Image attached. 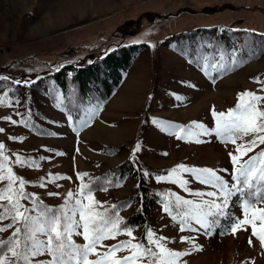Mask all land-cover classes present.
Wrapping results in <instances>:
<instances>
[{
  "label": "rangeland",
  "instance_id": "374dc122",
  "mask_svg": "<svg viewBox=\"0 0 264 264\" xmlns=\"http://www.w3.org/2000/svg\"><path fill=\"white\" fill-rule=\"evenodd\" d=\"M128 43L143 46L132 56L110 98L95 93L82 97L70 82L65 90L56 85L52 72L60 66L83 65L104 48ZM196 53L213 56L212 62L222 67L205 72L201 63L189 62L195 61ZM0 75L10 78L0 80V97L8 93V103L0 106V143L5 145L13 171L27 182L25 191L45 206L63 205L67 192L76 191L82 183L77 174H87L83 183L107 177L112 181L108 190L93 193L103 205L97 210L118 212L125 222L136 209L137 181L131 173L119 175L117 167L124 164L142 177L147 195L156 197L147 229L165 237L169 249L191 252L179 264H264V249L251 236V227L233 235L231 219L222 218L210 234L203 229L180 232L163 211L162 197L172 193L197 202L200 198L177 184L156 179L183 164L213 169L230 185L234 183L229 154L239 155L237 146L252 137L238 139L236 144L222 143L214 134L212 112L227 114L246 91L264 96V0H0ZM87 120L90 123L83 125ZM154 120L185 129L199 123L213 134L200 136L202 143L177 140ZM137 144L140 151L133 158ZM261 151L264 145L243 160ZM17 155L35 161L39 168L16 165ZM57 176L68 179L47 182ZM182 178L193 192L214 190L187 173ZM41 182L46 186L39 187ZM117 183L122 186L115 187ZM4 187L6 183L0 182V189ZM240 200L233 197L229 213L243 219ZM23 203L31 207L28 201ZM9 223L5 220L0 227ZM125 225L134 229L133 243H147L146 231L142 235L141 227ZM13 230L0 233V240L8 239ZM185 236L192 243L180 242ZM74 239L85 243L81 237ZM129 239L121 234L103 244ZM193 244L202 250L193 251ZM129 254L121 251L117 256Z\"/></svg>",
  "mask_w": 264,
  "mask_h": 264
},
{
  "label": "snow or ice",
  "instance_id": "6c2138e0",
  "mask_svg": "<svg viewBox=\"0 0 264 264\" xmlns=\"http://www.w3.org/2000/svg\"><path fill=\"white\" fill-rule=\"evenodd\" d=\"M195 56V61L189 62L201 63L205 72L209 68L215 70L222 67L212 62L215 58L211 55L196 53ZM223 59L221 55L220 60ZM232 63H236L235 58ZM9 79L0 75L2 81ZM7 97V92L0 97V106L8 103ZM177 99L180 100L181 97ZM238 99L236 108L229 110L227 114L217 113L215 110L212 112L215 121L214 134L222 143L236 144L238 139L252 137L251 140L237 146L236 152L239 155L229 154L234 166L233 184L230 185L213 169L189 168L183 164L172 169L167 176L160 175L156 179L157 182L177 184L185 192L200 198L197 202L174 196L172 193L164 194L162 197L165 201L163 211L178 225L180 232L203 229L206 234H210L213 229L220 226L222 218H228L232 220L230 231L233 235L240 230L247 231V228L251 227V236L256 237L264 249V207H258L264 204V151L246 161L243 160L248 152L254 151L258 145H264V107H261L264 96L246 91L239 94ZM7 119L13 124L17 123L11 120V117ZM68 119L71 121L72 116L69 115ZM89 123L90 120L82 122L83 125ZM153 123L160 125L161 130L168 132L169 135H175L177 140L186 142L202 143L200 136L213 134L199 123H194L187 129L183 126L165 125L155 120ZM0 132H3V129H0ZM139 151L140 145L137 144L132 154L133 158ZM15 164L20 167L39 168L35 161H28L19 155L15 157ZM184 173L189 174L193 181L214 190L193 192L188 187L189 181L182 178ZM144 175L147 176L149 173L145 172ZM85 176L86 173L77 174V179L82 183L76 191L67 192L63 205L58 208L45 206L39 197L25 191L27 182L13 171L5 152V145L0 143V182L6 183V187L0 189V223L10 221L7 227H0V233L10 228L14 229L8 239L0 240V264H179L183 257L191 254L169 249L165 246L166 238L157 237L150 228L146 230L144 237L146 244L133 243L134 229L125 225L118 212L97 210L103 205L94 199L93 193L97 190L107 191L112 185L111 179L106 177L103 181L83 183ZM61 179L68 178L50 177L47 182L55 183ZM38 186L43 188L46 185L41 182ZM114 186L122 185L117 183ZM49 195L58 196L59 193ZM172 196L174 200L170 199ZM233 197L237 200L243 197L238 205L242 210L243 219L229 213ZM24 201H28L31 207L26 206ZM173 207L177 210L176 213L173 212ZM112 208L115 210L116 206L113 205ZM194 225L198 227L194 228ZM121 234H126L130 239L111 246L103 244L106 240H115ZM74 237H81L85 243L83 245L76 243ZM180 242L192 243V240L185 236L180 238ZM248 242L251 245L252 239L250 238ZM101 247L105 249L103 252L98 251ZM192 248L193 251L202 250L195 244ZM121 251L130 254L117 256ZM44 256L48 259H38ZM93 256L96 258L91 259Z\"/></svg>",
  "mask_w": 264,
  "mask_h": 264
},
{
  "label": "trees",
  "instance_id": "16d2710c",
  "mask_svg": "<svg viewBox=\"0 0 264 264\" xmlns=\"http://www.w3.org/2000/svg\"><path fill=\"white\" fill-rule=\"evenodd\" d=\"M143 43L118 44L111 49H103L94 56V59L83 65L67 64L52 72L56 85L65 90L68 82L77 87L82 97H88L95 93L103 99H108L121 82L122 72L126 71L131 64L132 56ZM119 170V171H118ZM120 176L131 173L136 181V209L128 216L125 222L130 226H139L144 235L148 227V214L152 208L155 196L147 195V188L143 184L142 177L135 171L125 169L124 164L117 167Z\"/></svg>",
  "mask_w": 264,
  "mask_h": 264
},
{
  "label": "bare ground",
  "instance_id": "6f19581e",
  "mask_svg": "<svg viewBox=\"0 0 264 264\" xmlns=\"http://www.w3.org/2000/svg\"><path fill=\"white\" fill-rule=\"evenodd\" d=\"M129 90H130V88H129ZM133 90H135L134 87L131 88V91H133ZM188 113H189V112H188ZM190 113H191V112H190ZM186 114H187V113H186ZM186 114H185V115H186Z\"/></svg>",
  "mask_w": 264,
  "mask_h": 264
}]
</instances>
